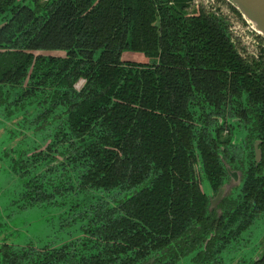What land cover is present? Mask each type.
<instances>
[{
  "label": "trees",
  "instance_id": "16d2710c",
  "mask_svg": "<svg viewBox=\"0 0 264 264\" xmlns=\"http://www.w3.org/2000/svg\"><path fill=\"white\" fill-rule=\"evenodd\" d=\"M184 1L0 0V130L20 128L0 138V172L19 180L0 186V264H175L176 253L194 264L239 233L241 218L210 214L192 182L197 151L210 186L222 184L229 143L223 128L195 127L194 109L248 105L252 132L264 130V62L243 61L224 23L186 17ZM124 51L152 62L124 63ZM248 173L242 202L222 208L249 224L264 208V161ZM35 206L75 228L57 243L27 237L20 216Z\"/></svg>",
  "mask_w": 264,
  "mask_h": 264
},
{
  "label": "flooded vegetation",
  "instance_id": "af4514ba",
  "mask_svg": "<svg viewBox=\"0 0 264 264\" xmlns=\"http://www.w3.org/2000/svg\"><path fill=\"white\" fill-rule=\"evenodd\" d=\"M184 5V13L186 17H192L202 14L222 21L226 27L230 43L233 45L237 54L241 59H243V61H245L246 63L264 62V40L249 27V25L245 22V20L241 17L237 10L234 9L225 0H185ZM55 53L56 52H46L45 55ZM59 54L62 57H65V53L61 52ZM151 62L152 60L149 59L148 63L136 64H150ZM77 85L79 87H76ZM77 85L75 86V89L78 91L81 90L85 85V80H80ZM243 103L244 98L242 97V104ZM211 107L212 106H209L205 110L207 116L201 115L198 110L194 109L195 114L193 124L198 129L201 128L202 124L207 125L210 129H224L220 133L219 141L223 142L227 140L229 141V143L227 144L226 142H223L219 145L221 153L218 155L220 157L219 159L222 165L224 166L226 175L223 179L222 184L216 190H214L207 182L208 179L206 178L204 173L205 168L203 166V163L205 162V159L201 158L199 152L194 151V181L192 180V182H195L201 193L206 196L208 200V212L210 214H212L216 218H220L223 214H227L230 216L233 215V217L237 215V218H241V220L235 222L236 224L233 223L234 227L230 228L241 230H239L238 234L234 236L231 235L229 238H227V242L219 241L217 243L216 249H214L215 252L213 251L214 253L211 256H209V254H202L194 261V264H224V260L226 257H223V254L227 256L230 255L234 251L236 246L238 247V245H240L241 234L247 229H250L257 218L264 215V208L260 212H252L253 217L248 224L244 222L242 213H238L236 205L233 206L228 212H224L222 208L224 202H240V196L243 195L247 186L251 184V180H249L248 178V172L251 164L253 162L257 164L261 161H264V130L260 125V127L252 132V125L253 122L257 120V116L255 117V115L250 112V110L252 109L248 105L244 107V114L237 113L238 111L233 105L227 106L225 111L222 113H215L210 111ZM15 123L16 122H8V124L0 130V132H2L1 139L5 137L10 129L16 132L20 130V128L17 127ZM26 133L29 135L32 134V132L28 130L26 131ZM216 138L217 134L215 132L209 134V139H211L212 144H214L213 140L215 141ZM249 142L251 143L252 148H250ZM61 160L62 159L59 158V161ZM40 168L41 167L38 166V170L36 169L37 171L33 170L34 174L35 172L39 174L46 169L45 166H43V168L39 170ZM154 175L155 174L153 172L150 173L147 181L136 189L137 192L140 191L144 186L148 187ZM11 176H13V174ZM15 178L16 177L13 176V179ZM28 178L29 177H26V179ZM203 182L207 184L209 194H206L204 192L202 188ZM230 185H234L231 190L229 188ZM220 190L224 191L223 196L221 197L219 202L213 205V201L216 199L217 194ZM55 200L57 201L59 199H54L53 197L51 202H55ZM29 205H27L26 207H28ZM54 208L55 207L51 206V210H54ZM253 209L254 205L251 206L250 211H252ZM63 217L65 218L66 215L64 214ZM242 226L245 227L242 228ZM214 235V231H212L208 235L203 244L204 249ZM231 244L233 245V248H231ZM257 251L258 252L253 257H250L247 260L243 259L241 264H254L261 260L264 254V237L261 239ZM174 258L175 260L178 259L175 264H187L189 261L188 258L182 259L177 255V253ZM235 258L236 257L234 256L232 259H230V264H240L239 261L234 260Z\"/></svg>",
  "mask_w": 264,
  "mask_h": 264
},
{
  "label": "rangeland",
  "instance_id": "374dc122",
  "mask_svg": "<svg viewBox=\"0 0 264 264\" xmlns=\"http://www.w3.org/2000/svg\"><path fill=\"white\" fill-rule=\"evenodd\" d=\"M242 17V16H241ZM241 19V18H240ZM52 53V52H50ZM57 53V54H56ZM56 55H60L61 52H56ZM61 56V55H60ZM148 60L143 54L138 52H130L124 51L121 56V61L124 63H148ZM76 87H79L78 85ZM16 129V127H15ZM53 129V124H50L46 128V132L49 134ZM2 132H0L1 138ZM39 136V133L37 137ZM34 138V137H33ZM12 178V176H11ZM10 178L0 172V186H2L1 191H5L6 189H11L15 183H19L18 178H15L13 181H10ZM207 184L203 182L202 188L206 194H209V189L207 188ZM234 187V185H230V190ZM236 191V189H235ZM230 192V191H229ZM3 207V206H2ZM51 213V212H50ZM53 214V213H51ZM48 215L46 212L37 209V206L29 210V213L23 212V217L20 221L19 227L21 229H17L24 233L27 237L34 238L36 240H46L50 239L57 243L60 240L66 238V232L74 229V226L69 227H59L58 222L55 220L54 216L52 217ZM19 216V214H18ZM52 218V219H51ZM44 219H50L46 227H44ZM63 229V230H62ZM70 229V230H69ZM264 237V215L257 218L254 224L250 229H247L245 232L241 234L240 245L234 249V251L230 255L223 254V257H226L224 260V264H230V259L234 256L236 257L234 260L239 261L241 264L242 260H247L250 257H253L258 251L257 248L260 245L261 239ZM231 248L233 245L231 244ZM241 259V260H240Z\"/></svg>",
  "mask_w": 264,
  "mask_h": 264
},
{
  "label": "water",
  "instance_id": "95a60500",
  "mask_svg": "<svg viewBox=\"0 0 264 264\" xmlns=\"http://www.w3.org/2000/svg\"><path fill=\"white\" fill-rule=\"evenodd\" d=\"M242 16L249 27L264 40V0H225ZM220 190L213 205L223 196Z\"/></svg>",
  "mask_w": 264,
  "mask_h": 264
}]
</instances>
